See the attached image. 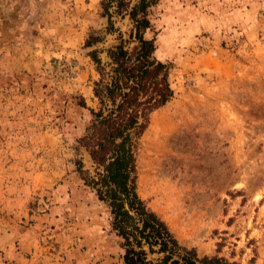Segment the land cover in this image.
Instances as JSON below:
<instances>
[{"label":"rangeland","instance_id":"obj_1","mask_svg":"<svg viewBox=\"0 0 264 264\" xmlns=\"http://www.w3.org/2000/svg\"><path fill=\"white\" fill-rule=\"evenodd\" d=\"M100 3L0 0V264H122L74 165L78 104L97 106L88 53L117 42ZM152 23L174 96L137 143L138 194L199 256L264 264V0H161Z\"/></svg>","mask_w":264,"mask_h":264},{"label":"trees","instance_id":"obj_2","mask_svg":"<svg viewBox=\"0 0 264 264\" xmlns=\"http://www.w3.org/2000/svg\"><path fill=\"white\" fill-rule=\"evenodd\" d=\"M161 0H101L105 33L116 35L115 45L92 49L88 56L98 79L92 94L96 108L88 111L76 151L87 155L74 161L81 187L93 195L104 209L107 235L119 249L122 264H240L215 255L199 256L194 248L179 243L167 223L139 196L135 150L149 125L153 112L174 96L171 82L173 64L159 60L155 53L153 9ZM127 20L130 28L125 39L117 22ZM104 40L91 33L84 48L91 49ZM105 52L106 62L100 55Z\"/></svg>","mask_w":264,"mask_h":264},{"label":"bare ground","instance_id":"obj_3","mask_svg":"<svg viewBox=\"0 0 264 264\" xmlns=\"http://www.w3.org/2000/svg\"><path fill=\"white\" fill-rule=\"evenodd\" d=\"M185 219L188 220V223L186 224V226L189 227L192 234L193 235L199 234V232L201 231V229L203 227L202 226V219L201 218L198 219V215H192V216H189Z\"/></svg>","mask_w":264,"mask_h":264}]
</instances>
